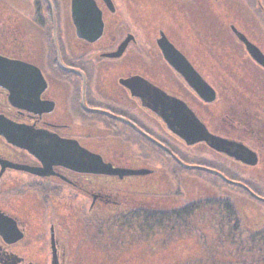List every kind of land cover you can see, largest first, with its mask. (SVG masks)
<instances>
[{"label": "flooded vegetation", "instance_id": "1", "mask_svg": "<svg viewBox=\"0 0 264 264\" xmlns=\"http://www.w3.org/2000/svg\"><path fill=\"white\" fill-rule=\"evenodd\" d=\"M88 1L94 7L35 0L33 16L17 7L14 22L1 19L9 9L0 7V58L15 62L0 71V264H76L82 238L72 235L68 205L96 229L115 230L131 218L158 220L156 215L177 227L180 208L140 196L159 183L151 180L156 174L172 178L181 163L209 169L258 200L263 109L223 97L209 65H199L195 54L190 59L162 30L149 56L127 11L129 0ZM99 19L102 30L95 39ZM232 27L243 33L229 25L243 46ZM163 40L198 80L188 79L181 63L175 69L167 62ZM245 57L249 74H258L249 83L260 92L264 68L247 52ZM206 88L214 92L212 102L198 94ZM200 137L207 141L185 143ZM199 148L204 152L196 154ZM102 164L147 173L102 174ZM160 195L175 202L166 192ZM34 203L43 206L38 215Z\"/></svg>", "mask_w": 264, "mask_h": 264}, {"label": "rangeland", "instance_id": "2", "mask_svg": "<svg viewBox=\"0 0 264 264\" xmlns=\"http://www.w3.org/2000/svg\"><path fill=\"white\" fill-rule=\"evenodd\" d=\"M34 1L0 0V7L9 9L1 19L16 21L17 7H26L25 12L33 16ZM126 8L149 56L155 53L154 39L162 30L190 59L195 54L199 65H209L214 72L212 82L221 89L223 97L264 111V81L258 85L260 92L249 83L258 74H249V67L243 65L248 60L246 52L229 32V25L235 26L264 53V0H129ZM186 151L184 155L191 158L190 151ZM202 152L199 148L196 154ZM183 164L172 178L163 172L156 174L151 180H158L162 186L155 184L149 191L143 190L145 196H140L148 203L180 209L192 202L204 203L186 217L179 215L178 228L154 214L158 220L131 218L115 230L105 226L96 229L98 226H90L78 216L76 207L68 205L66 215L73 227L72 235H76L75 241L82 238L76 264H264V204L258 201L259 196L264 197V172L258 175L263 182L255 200L242 187L225 185L209 169L194 170ZM162 192L167 198L176 197L175 202L161 200ZM34 204L38 215L43 206ZM14 207L10 205V209ZM233 226L238 230L231 231ZM230 234L232 237H228Z\"/></svg>", "mask_w": 264, "mask_h": 264}, {"label": "water", "instance_id": "3", "mask_svg": "<svg viewBox=\"0 0 264 264\" xmlns=\"http://www.w3.org/2000/svg\"><path fill=\"white\" fill-rule=\"evenodd\" d=\"M77 1L78 0H73V2H72L73 9L75 8V5H80V3H82L83 5H88V6L90 5V6L94 7V4L92 2H89L88 0H79V2H77ZM101 30H102V23L99 19L97 22L96 28L93 29V33H94L93 38H95V39L99 38V36L101 34ZM232 30L234 31V34H235L236 38L238 39V41H240L243 44L246 52L249 54V56L252 58V60H254L257 64H259L261 67L264 68V54L260 51V49L258 47H256L255 45H253L250 41H248L243 34L235 31V29L233 27H232ZM77 32L81 33V28H77ZM79 36L82 37L84 35H79ZM85 38L88 40H91L90 38H87V37H85ZM162 42L163 43L161 44V47L164 50L163 52L165 54V59L167 60V62L171 66H173L175 69L181 68V65L179 64V63H181L187 71L185 73L187 74L186 76L188 77V79L194 77V79H195L194 81L198 80V78H196L195 74L192 72L190 66H188L186 60L178 52H176L167 43L166 40H163ZM170 54H172L173 56H170ZM14 66H15V62L0 58V71L7 69V68H10V67L14 68ZM194 81H191V82H194ZM206 91L207 92L203 91V95H201L200 93H198V94L205 101L212 102L215 99V95H214L213 90L206 88ZM198 134L199 135L202 134V129H200L198 131ZM203 138L204 137H200V138L193 139V140H187V141L185 140V143L187 145H192V144L199 142V141H207L206 139L203 140ZM76 167H78V164H76ZM187 167H188V165H187ZM100 168H101V171H99V172H101L102 174H111V175L114 174V175H118V176L131 175V174H146L147 173V171L130 172V171H126L123 169H115V168H112L110 165H104V164H102V166H100ZM188 168L197 169V167H193V166H190ZM201 169L204 170L205 168H201ZM255 197H257V196H255ZM259 199H261V198L259 197Z\"/></svg>", "mask_w": 264, "mask_h": 264}, {"label": "trees", "instance_id": "4", "mask_svg": "<svg viewBox=\"0 0 264 264\" xmlns=\"http://www.w3.org/2000/svg\"><path fill=\"white\" fill-rule=\"evenodd\" d=\"M257 193V192H256ZM257 195V194H256ZM210 202V201H209ZM208 203V201H205V205H209V204H207ZM204 203H202L201 201L200 202H197V203H192V204H188V205H186V206H184L183 208H181V210H180V212H179V215H181V216H184V217H186V216H188L189 214H192L193 212H195L196 210H198V209H200L201 207H202V205H203ZM194 207H197V209H195L194 210ZM166 214H168V213H166ZM162 220V219H161ZM161 223H163V222H161ZM173 225H174V223H172ZM182 224H184V221L182 220ZM185 225V224H184ZM178 226H179V224H178ZM178 226L177 227H175V228H178ZM233 230H238V228L236 227V226H233V229H231V231H233ZM231 236H228V237H232V235L233 234H230ZM250 236H252V235H250ZM252 240V239H251Z\"/></svg>", "mask_w": 264, "mask_h": 264}]
</instances>
